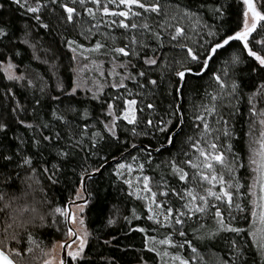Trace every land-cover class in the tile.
Returning <instances> with one entry per match:
<instances>
[{"label":"snow or ice","instance_id":"1","mask_svg":"<svg viewBox=\"0 0 264 264\" xmlns=\"http://www.w3.org/2000/svg\"><path fill=\"white\" fill-rule=\"evenodd\" d=\"M76 2L93 20L97 19V14L117 17L118 20H111L109 27L119 23L124 29L142 28L149 35L138 38L136 35L125 34L124 40L128 41L127 44L108 48L107 42L111 40L115 43L116 38L105 33L103 42L96 39V42L86 49L83 42L78 43L77 38L61 32L60 39L64 47L73 54L70 61L76 65L72 69L75 74L72 86L66 87L65 82L56 75L57 64L54 59L51 61L43 59L42 63L47 65L49 71L56 77L55 88L68 103L63 109L58 106L51 109V119L37 118L29 121L26 115L21 118V114L27 113L29 109L16 99L19 94L16 91V85L19 84L21 88L33 92L31 97L33 117H38V113L44 106L42 97L51 96V90L45 81L46 74L32 69L31 64H26L21 70L15 60L17 57L23 59L26 50H31L33 60L41 59L36 55L39 49L33 40L34 28L46 29L51 34L57 32L58 26H63L66 31L67 26L78 22L77 18L81 13L77 11L76 5L71 3V0H0V12L4 10L5 4L14 5L12 11L23 12L29 20L34 22L31 25L26 23L17 35L18 30L11 19H5L0 14V71L3 72L2 79L13 82L12 87L4 88L3 95L9 97V102L13 104L11 112L15 113L14 118L17 123L32 131V135L27 140L23 136H14L8 141L0 139V168L7 169L10 165H15L18 168L30 170L31 175L28 179L35 181L43 197L39 207L34 203H24L21 206L20 201L27 197V191L21 196L0 191V204L3 205L0 207V216L3 217L0 221V264H25V256L36 249H39L45 257L41 264H94L93 260L86 258L91 247V232L85 226L86 216L99 205L98 213L103 221L107 205L100 202L99 189L94 186L95 182L90 178L92 174L99 176L105 164L93 167L87 163V159L93 156L103 159L100 153L111 147L121 135L159 137L162 140L159 151L166 152L168 149L165 145L176 146L177 138L184 129L187 112L191 113L189 123L194 134L185 135L180 139L181 147L176 154L155 164V169L161 170L160 176L156 178L155 171L151 177L144 174L146 164L151 166L154 163L151 150L144 149V160L135 164V167L140 170L137 187L132 188L131 180H123V183L131 190L130 195L145 202L143 207L149 213L148 220H153L158 225L154 231H158L161 227L166 231L163 238L159 240L155 235L144 238L143 247L155 253L151 264H193V262L201 264L204 257L199 253L195 241L185 238L186 234L191 231L197 240H211L218 233H242L244 229L233 223L238 221L240 214H249L253 218L252 227L247 231V236L252 238L250 245L256 246L257 255L264 260V0L259 2L242 0V18L238 17V22L233 27L222 26L223 17L228 15L231 5H225L220 0H210V2L200 0L198 5L182 6L180 0H176L177 11L173 12L171 19L176 20L179 14L180 20H195L191 27L193 29L199 27L196 35L199 36L206 29L208 39L201 38L198 41L180 44L179 47L184 55L171 62L166 56L163 62L157 58L158 55L163 56V53L159 52V47L163 40L169 37V43L175 42L182 36L191 40L180 22L174 25L168 24L167 27L170 30L165 34L161 29L164 28L166 20H160L154 29L148 22L137 25L125 19L129 16L140 17L144 12L160 14L164 8L161 3L156 0L152 2L76 0ZM88 4L91 6H86ZM132 6H138L140 10L134 11ZM205 8L214 21H220L219 24L209 25L203 22L200 10ZM45 13H48L47 18ZM99 22L103 23V19ZM88 31L90 32L91 29ZM78 35L89 40L95 39L94 36L86 35L83 29ZM147 39L155 40L157 44L153 47L151 56H143V65L139 71L129 70L135 67L131 64V60H125L124 63L117 61L116 54H123L124 57H139L141 52L137 50V46L147 49L148 45L145 43ZM233 42H236L238 52L233 48ZM104 48H108L113 59V68L107 75H119V80L112 82L111 87L120 90V94L107 97L100 103V112L95 117V124L91 127L87 120H81L77 124L75 120L69 119V113L78 116L90 115L87 108L81 113L75 107V104L83 103L74 101V95L78 90L83 87L86 89V95L92 92V99L97 101L101 100L100 94L104 91V84H100L96 77H93L92 88L88 87L86 78H81L80 73L89 68V65L81 64L77 53L83 57L86 50L99 52ZM49 53L51 49H46L44 55L47 57ZM51 54L54 55V53ZM92 63L96 65L99 74L104 76L105 73L102 70L104 61ZM213 64L215 68L211 70ZM158 65L161 68L159 80L154 78L150 71L153 66ZM240 65L247 70L246 76L238 74ZM116 67L123 69V74L116 73ZM209 71L210 81L214 86L207 88L202 96L197 92L195 95L199 97V100L192 103L189 108H185L184 104L177 100L175 104L170 103L167 108L158 111V105L152 102L156 90H161L165 96L171 95L173 100L183 97L184 85L189 76L199 78L201 74H208ZM125 80L134 81L135 86L141 90L140 93L129 89ZM165 80H167L166 85ZM152 86H156L155 89H152ZM146 88L151 91L145 93ZM125 91L127 95L124 94ZM36 92L40 95L37 96ZM141 94L149 102L145 103L144 100L136 98ZM60 96H51V100L59 104ZM242 109H246L250 119L256 118L251 120L247 133L251 137L248 144L247 164L256 174V182L247 184V193L243 191L242 178L238 174L245 169L244 157L240 153L233 152L231 143L236 129L230 126V121ZM43 115L48 117L49 113ZM209 117H215V119L210 122ZM53 123L60 128L66 125L67 131H54ZM122 124L123 130H121ZM140 124H143V129L138 128ZM9 129L10 125L7 122H0V133H3L5 137ZM177 129L180 131H176ZM45 132L48 134L45 135ZM86 139L87 142H85ZM100 141H103V144ZM128 147L136 149L135 144H130ZM80 151L85 152L86 156L75 163V167H80L81 171L76 174L74 194L69 197L68 202L61 201L50 206L45 189L36 179L37 173L46 176L52 183H58L61 169L67 163L64 158H71L73 154L79 156ZM52 152L55 153L54 160L50 155L45 157V153ZM50 160H52L51 163H49ZM132 160L135 162L137 157H132ZM33 164L38 167H32ZM217 166L221 169L219 172H217ZM125 169L131 172L133 164L120 162L115 165L113 171L117 179H123ZM7 179H11V184L5 187L12 188L16 179L12 176ZM141 183L142 188L139 186ZM153 183L156 190H153ZM205 183L209 186L204 187ZM213 185L218 186L219 190H215ZM28 189L33 192L36 190L33 184H29ZM197 189L202 190L204 194L200 195ZM142 192L143 195H141ZM209 197L213 200H209ZM225 201L226 206L223 203ZM41 207H48L49 211L41 213ZM233 208L236 214L233 213ZM120 211V208L113 204L111 208H107V219L103 222L107 225L116 223ZM210 212L213 213L211 219L214 224L208 228L201 218ZM136 215L137 210L134 208L132 217ZM124 220L130 221L131 217L125 216ZM190 221L195 222L196 227H192ZM244 223L248 221L244 220ZM53 227L56 229L55 234H62L63 239L51 242V248H48L43 238L44 232ZM133 227L141 233L146 232L145 228L139 227L138 224H130L129 231ZM168 228L171 230L168 231ZM177 229H179L180 239L176 238ZM149 239L152 241L151 247ZM104 243H110V241ZM157 244L171 246L175 251L170 253L167 247L161 251L156 247ZM185 248L191 249L192 254L182 255L180 250ZM229 249L228 258H217L220 264H248L244 257L249 249L243 246L239 236L230 241ZM52 253H57L59 258L53 257ZM169 256L171 261L168 259ZM33 259L36 258L33 257ZM103 260L104 258H101V262ZM107 264H122V262L109 256ZM137 264H149V260L146 256H139Z\"/></svg>","mask_w":264,"mask_h":264},{"label":"trees","instance_id":"2","mask_svg":"<svg viewBox=\"0 0 264 264\" xmlns=\"http://www.w3.org/2000/svg\"><path fill=\"white\" fill-rule=\"evenodd\" d=\"M103 2V0H102ZM145 2H152V0H145ZM156 2L161 3L164 8L160 14L144 12L142 16L133 18L129 16L125 18L130 23H136L140 25L144 22H148L154 29L160 20H166V24L161 31L165 34L170 30L167 25L168 24H176L180 22L182 26L186 29L187 37H191V40H187L186 37L182 36L177 38V40L173 43H169V39H164L163 43L159 47V52L163 53V56L158 55L157 58L163 62L164 56L168 58V61L171 62L174 59H180L184 53L180 49L179 45L185 42H193L203 39H208L206 35V29L204 32H201L199 36L196 35L199 32V27L193 29L191 27L192 23H195V20H180L179 14H177V19L172 20L171 16L173 12H176L175 3L176 0H156ZM200 0H180L181 5H189L196 4L198 5ZM210 2V0H209ZM221 3L225 5H231L228 9V15L223 17L224 24L223 27H233L238 22V17L242 18L243 12V2L242 0H220ZM259 2V0H257ZM71 3L76 5L77 11L81 13L80 17L77 18L78 22L73 25L67 26L65 31L63 26H58V30L55 33H48L46 29L34 28L33 31V40L37 43V47L39 51L36 55L40 56L41 59L33 60L31 50H26V54H24L23 59L17 57L15 63L19 66L21 70L25 67L26 64H31L32 69L38 70L42 74L45 75V81L49 85L51 90V96H60V92L55 88L56 77L52 75L49 71L48 66L43 64V59L55 60L57 64L56 75L62 79L66 87L72 86V80L75 78V74L72 69L76 65L70 61L71 56L73 55L70 51H68L63 42L60 39V33L63 32L65 35L73 36V38H77L78 43L83 42L85 44V48L89 49L91 44L96 42V39H100L102 42L104 41V34L107 33L112 37H115V43L109 40L108 48H114L118 45L127 44L128 41L124 40V35L128 36L136 35L138 38H143V36L149 35L146 30L142 28H138L137 30L132 29H124L119 23L109 27L112 19H117V17H105L103 14H97V19L93 20L91 17L82 11L81 6L76 2V0H71ZM86 6H91L90 4ZM115 6V5H114ZM15 6H10L5 4L4 10L0 12L5 19H11L12 23L17 28V35L20 34V30L23 29V26L27 23L31 25L34 23L29 20L27 16L24 15L23 12H14L11 9ZM134 11H139L138 6H132ZM59 14V13H58ZM200 15L203 17V22H206L209 25L219 24V20H213L210 13H207V9L200 10ZM48 13H45V17L47 18ZM166 17L168 19H166ZM103 19V23L99 21ZM202 22V23H203ZM83 29L88 36H94L95 39H85L83 36H79L78 33ZM91 29L89 32L88 30ZM174 30V29H171ZM215 39V38H213ZM202 42V41H201ZM7 43V41H5ZM145 43L148 45L147 49L143 46H137V50L141 52L139 57H124L123 54H116L117 61L119 63H124L125 60H131V64L135 66L134 68H130V71H139L141 66L143 65V56L148 55L151 56L152 49L156 46L157 41L147 39ZM108 48L101 49L99 52L85 51L84 56L80 57L79 53H77L78 60L81 64L89 65V68L85 69L84 72L80 73L81 78H86L85 82L87 83L89 88L93 87V77L99 81L100 84H104V91L100 94L101 100H93L92 92H88L87 95L86 89L83 87L78 90V92L74 95V101H82L83 103L75 104V107L79 110V112H83L85 108L88 109L90 115L88 116H78L74 113H69V119L75 120L77 124L80 123L81 120H87L89 126L91 127L95 124V117L100 112V103L107 97L117 96L120 94V90L114 89L111 87V83L119 80V75L110 76L107 73L113 68V59L112 54L108 51ZM233 48L238 52L239 49L236 48V42H233ZM46 49H51L52 55L46 57L44 52ZM232 49H230L231 51ZM219 59V58H218ZM93 61H104L102 65V70L105 75L101 76ZM147 69V66H145ZM215 64H213L211 70H214ZM210 70V71H211ZM150 71L152 72L154 78L161 79V68L160 66H153ZM210 71L208 74H201L199 78L195 76H189L187 83L184 85V96L177 97L176 100H173L171 95H163L161 90H156L152 102L158 105L159 109L167 108L170 103L175 104L177 100L181 101L184 104L185 108H189L190 105L194 102H198L199 97L195 94L197 92L202 96L207 88L213 87V82L210 81ZM115 72L118 74H123V69L120 67L115 68ZM238 74L241 76L247 75V70L243 65L238 66ZM3 72L0 71V122H7L10 125V129L7 131V136L5 137L3 133H0V139H5L6 141L12 140L14 136H23L26 140L28 137L32 135V131L26 129L23 125H19L15 120V113L11 112V108L13 104L9 102V97L3 95V90L5 87H12L13 82L7 81L6 79H2ZM129 89H132L136 93H140V89L135 86L134 81L125 80ZM165 85L167 84V80L164 81ZM156 86H152V89H155ZM16 91L19 93L16 96V99H19L21 103L25 104L29 111L25 114H21V118H24L26 115L29 121L39 119H51L50 112L51 109L56 108L57 106L61 109L65 107L68 103L64 99L63 96H60V103L57 104L51 100V96H44L42 99L44 100V106L38 113V117L32 116V104L33 101L31 97L33 92L25 90L20 87L19 84L16 85ZM151 90L146 88L144 89L145 93L150 92ZM39 96V92L35 93ZM127 95V92L124 93ZM138 100H144L145 103L149 102L145 99L144 95H138L136 97ZM44 113H49L48 117H44ZM227 114V113H225ZM215 117H209L210 122L214 120ZM252 119H256L252 117L250 119L248 112L246 109H242L241 112L235 114L234 118L230 121V126L236 129L235 134L231 138V143L233 144V152L240 153L244 157L245 161V169L243 171L238 172L241 176V183L244 185L243 191L245 193L248 192L247 184L252 183V171L250 166L247 164L248 159V144L251 140V137L247 135L249 132V125ZM191 121V113H185V123L184 129L181 132L180 137L177 138V144L175 147L171 145H165L168 151H159V144L162 140L159 137L149 135V136H137V137H126L121 135L119 140L112 144L111 147L105 149L104 152L100 153V157L103 159H98L97 157H89L87 159V163L93 167H98L100 164L107 163L109 160L115 159L114 162L110 163V165H106L104 167L103 172L99 176H95L90 178L91 181H94V186L99 189V194L101 197V203L106 204L107 208H111L113 204L117 205L120 208V214L116 221V223L112 225H107L105 222L107 219V208L105 209V215L103 217V221L98 213L99 205H97V209L88 212L86 216V224L85 226L91 232V247L89 249L87 259L93 260L94 264H107V258L109 256L115 257L117 260L121 261L122 264H137V257L146 256L149 260V264H151L152 257L155 256V253L149 251V249H145L143 247V242L145 236L151 237L153 235L157 236V239H162L166 234L164 228H159L158 231H154V229L158 228V225L154 223L152 220H148V212L147 209L143 207L144 203L141 199L136 196L130 195V189L128 185L123 183V179H117L115 172L113 169L115 165L120 162L132 163L133 167L135 164L140 163L144 160V149H150L151 153L154 157V163L151 166L146 164L145 169L143 170L145 175L153 176V172L155 171L156 178H158L161 174V170L155 169V164H159L161 161L169 158L170 155L176 154L178 149L181 147L179 141L185 135H193L194 131L190 125ZM125 124L127 122H124ZM124 125H121V130H123ZM143 124L138 125L139 129H143ZM259 125L257 124V128ZM54 131L66 132L67 126L65 125L63 128L57 127L55 123H53ZM93 130H95L93 128ZM176 131H180L177 129ZM48 133L45 132V135ZM87 142V139L85 140ZM103 144V141H100ZM130 144H135L136 149L128 147ZM14 146V145H13ZM127 150V154H126ZM186 150V149H185ZM79 151V150H77ZM35 152V149H33ZM51 156L53 160L55 159V153H45V157ZM86 153L83 151L79 152V156L73 154L71 158H64L67 163H65L60 172V180L58 183H52L47 180L46 176H42L39 172L36 175V179L40 181V185L43 186L47 193V200L49 201V205L58 204L61 201L68 202L69 197L73 195V188L76 186V174L81 171L80 167H75V163L85 158ZM137 157V160L134 162L132 157ZM230 158V157H229ZM52 160L49 161L51 163ZM19 162L17 161V164ZM32 167H38V165L33 164ZM136 168V167H135ZM221 169L217 166V172ZM31 175L30 170H24L16 167L15 165H10L7 169L0 168V191L9 192L11 195L21 196L25 191L28 192V195L25 199L20 201L21 206L24 203L33 204L39 207V202L42 200V194L39 192V187L35 185L34 180L28 179ZM9 176H12L16 179V183L12 188L5 187L7 184H11V179H7ZM246 182V183H245ZM33 184L35 187V192L28 189V185ZM207 183L204 184V187H208ZM215 190H219L218 186L213 185ZM231 187V186H229ZM123 189V191H121ZM153 190L155 189V183H153ZM200 195H203V191L197 189ZM251 198V197H248ZM209 200H213V198L209 197ZM215 203V201H213ZM226 206V201L223 202ZM3 205L0 204V207ZM137 210V215L132 217V209ZM125 209H127L125 211ZM41 213H46L49 211L48 207H41ZM233 213L236 214L235 208L232 209ZM213 213L210 212L208 215L203 216L202 222L208 227L211 228L214 224V221L211 219V215ZM131 217L130 221H125L124 217ZM3 220V217L0 216V221ZM244 220H247L248 223H244ZM91 221V222H89ZM192 227H196L195 222L190 221ZM235 226L241 227L244 229L242 233L235 234L230 232L218 233L215 238L211 240H197L196 236L189 231L186 234L187 239H191L195 241L196 246L198 247L199 253L204 257L201 262H205L206 264L219 263L220 259L228 258L230 255L229 243L236 236H239L240 242H243V246L248 248L249 251L245 255L244 259L248 261V264H264V260L257 255V248L255 245H250L251 237L247 236V231L252 227V217L249 214H240L238 221H233ZM139 225V227L145 228L146 232L141 233L137 230L136 227H133L131 231H129V225ZM168 231L171 228L167 229ZM56 229L53 227L51 230H45L44 239L46 240L47 247H51V242L63 239V235H56ZM179 229H177V239H180L178 236ZM105 241H110V243H104ZM131 246V247H129ZM149 246H152V241L149 239ZM161 251L164 250L165 247L168 248L170 253L174 252L175 249L171 246H161L159 244L156 245ZM182 255L189 256L191 255V249L185 248L180 250ZM35 257L36 259H33ZM101 258H104L103 262H101ZM25 264H41L43 260V255L39 249H36L30 255L25 256ZM159 261V257L156 258ZM169 261H171V256L168 257ZM195 264V262H193Z\"/></svg>","mask_w":264,"mask_h":264},{"label":"rangeland","instance_id":"3","mask_svg":"<svg viewBox=\"0 0 264 264\" xmlns=\"http://www.w3.org/2000/svg\"><path fill=\"white\" fill-rule=\"evenodd\" d=\"M123 171H124L123 180H125V179L126 180H131L132 181V188H136L137 187V182H138V180H140V170L135 168V167H133L131 172H128L127 169H125ZM255 177H256V174L252 173V183L256 182ZM139 186L142 188L143 187L142 183ZM141 195H143V192L141 193ZM143 203H145V202L143 201ZM148 215H149V213H148ZM161 219H162V217H161ZM153 222L156 223L155 221H153ZM57 241H59V240H57ZM52 256L55 257L56 259L59 258L57 253H52ZM44 258L45 257L43 256V259ZM201 264H206V263L205 262H201ZM213 264H220V262L219 263H213Z\"/></svg>","mask_w":264,"mask_h":264},{"label":"water","instance_id":"4","mask_svg":"<svg viewBox=\"0 0 264 264\" xmlns=\"http://www.w3.org/2000/svg\"><path fill=\"white\" fill-rule=\"evenodd\" d=\"M115 161V159H112V160H109L107 163H104L105 164V166L106 165H110V163H112V162H114ZM95 176H97L96 174H92V176H91V178L92 177H95ZM66 251V250H65Z\"/></svg>","mask_w":264,"mask_h":264}]
</instances>
